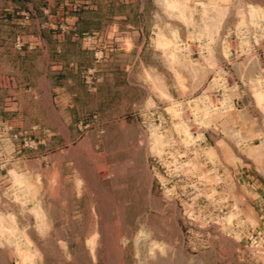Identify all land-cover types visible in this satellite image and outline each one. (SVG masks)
Segmentation results:
<instances>
[{"label":"rangeland","instance_id":"rangeland-1","mask_svg":"<svg viewBox=\"0 0 264 264\" xmlns=\"http://www.w3.org/2000/svg\"><path fill=\"white\" fill-rule=\"evenodd\" d=\"M252 150L264 0H0V264H255Z\"/></svg>","mask_w":264,"mask_h":264},{"label":"crops","instance_id":"crops-1","mask_svg":"<svg viewBox=\"0 0 264 264\" xmlns=\"http://www.w3.org/2000/svg\"><path fill=\"white\" fill-rule=\"evenodd\" d=\"M252 151L255 154L250 155L244 164L233 161L227 168L225 180L240 204L250 230L257 237L264 238V153ZM255 264H264V249L258 251Z\"/></svg>","mask_w":264,"mask_h":264}]
</instances>
